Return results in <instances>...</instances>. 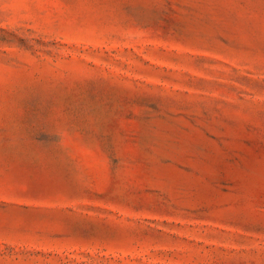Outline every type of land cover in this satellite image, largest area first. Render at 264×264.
Here are the masks:
<instances>
[{"label": "rangeland", "instance_id": "rangeland-1", "mask_svg": "<svg viewBox=\"0 0 264 264\" xmlns=\"http://www.w3.org/2000/svg\"><path fill=\"white\" fill-rule=\"evenodd\" d=\"M0 264H264V0H0Z\"/></svg>", "mask_w": 264, "mask_h": 264}]
</instances>
